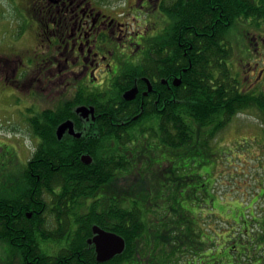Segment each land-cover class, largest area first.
I'll return each instance as SVG.
<instances>
[{"label":"flooded vegetation","instance_id":"af4514ba","mask_svg":"<svg viewBox=\"0 0 264 264\" xmlns=\"http://www.w3.org/2000/svg\"><path fill=\"white\" fill-rule=\"evenodd\" d=\"M14 3L16 16L22 26L19 42L24 43L30 35L31 44L21 47L20 51L10 47L9 53L0 47V101L8 106L6 111L15 113L17 110L24 119L27 118L30 128V118L47 109H54L64 100L62 97L65 94L70 100L81 89L84 101L90 102L81 105L94 108V119L91 115L80 117L75 113L77 106L74 108V120H70L73 123V134L65 129L58 139L55 136L56 130L64 121L55 127L53 137L61 145L59 151L52 150L54 156H51L60 160H70L72 143L87 133L93 135L94 125L96 130L103 128V115L112 112V118L113 113H118L125 106L120 104L122 101L132 105V118L135 119L144 112H154L155 115L162 113L165 117L175 112V126L182 130L186 122L185 111L191 109L198 96L207 93L208 89V99L212 103L215 101L216 90L223 85V108L227 112H230L231 105L240 106L248 99H264L262 9L230 24L221 13L217 18L214 17L218 10L211 8L213 15L208 32L202 34L212 40L214 45L215 34L219 30L223 47L218 55L214 46L209 44L206 58L202 55L206 49L203 39L206 36L201 37L198 27L174 19L182 14L185 0H125L123 5L118 6H109L105 0H15ZM206 62L210 72L208 76L200 75L199 65ZM217 62L224 65L222 77L216 76ZM24 87L26 91L23 92L21 89ZM130 90H135V96L126 101L123 94ZM42 92L55 95L50 100L52 102L57 97L62 99L58 104L54 102L52 107L40 108L39 97ZM104 93H113L116 98L117 95L119 97L111 105V111L101 107L98 110L97 106L91 104H101ZM214 108L211 105L209 109L214 111ZM245 112L236 110L233 117L227 116L229 120L224 125L222 121L219 122L222 128L217 136L229 131L233 122L236 123L235 119ZM170 125L173 126L172 121ZM215 125L213 123L202 128L214 131ZM235 128H238V124H235ZM30 134L35 151L42 150L43 138L31 129ZM77 134L79 137L75 136ZM219 138L220 141L224 139ZM89 140L84 142L85 148H88V143L100 142L101 138L91 137ZM8 145L0 142V150L7 148L5 154L8 157L6 172L2 173L0 179V187L3 188L0 196L3 204L1 219L5 233L13 232L11 238L20 240V243H17L18 250L7 242H0L3 248L0 264H42V255L49 257L48 264H69V257L56 262L61 250L66 248L63 245L69 242L67 234L60 243L53 241L57 236L54 232L48 234L50 243L37 242V245L32 244L31 247L29 242H25L27 234L21 233L19 227L24 219L37 221L51 229L56 228L57 221L63 220L48 211L50 205L54 207L53 200L61 187H51V190L44 191V202L40 200L39 186L25 185L23 181V170L29 161L22 160L20 150L22 152L23 148L17 144ZM92 147L94 149L96 146ZM62 150L63 154L60 153ZM83 155L86 154H81L80 159ZM45 156L48 154L43 152L42 157ZM39 161L43 160L40 158ZM35 166L37 169L40 163ZM64 166H68L67 163ZM34 175L38 179L37 172L34 171Z\"/></svg>","mask_w":264,"mask_h":264},{"label":"trees","instance_id":"16d2710c","mask_svg":"<svg viewBox=\"0 0 264 264\" xmlns=\"http://www.w3.org/2000/svg\"><path fill=\"white\" fill-rule=\"evenodd\" d=\"M211 8L218 10L214 17L221 13L230 24H234L238 18L245 19L253 11L262 9L261 13L264 14V0H185L182 14L174 19L198 27L201 37H204L212 20ZM220 33L217 30L214 45L207 36L203 38L206 49L202 55L206 58L209 44L219 55L223 47ZM199 67L200 75L208 76V63H201ZM215 68L216 76L222 77L224 65L217 62ZM208 91L198 96L193 107L185 111L186 122L182 130L175 126V112L168 117L162 113L155 115L154 112H144L135 119L132 118V105L119 102L125 106L118 113H113L112 118V112H106L101 118L103 128L96 130L94 125L93 135L87 133L72 143L73 151H70V160L66 162L62 161L63 158L60 160L51 156L53 153L50 152L54 149L58 151L61 145L53 137V131L59 123L74 120L76 106L90 103L84 101L83 90H79L70 100L61 101L54 109H47L30 118V129L43 138L42 146L45 149L34 151L24 167L23 181L25 185L39 186L38 195L43 202L44 191L60 186L54 200L56 207L51 208L50 205L48 211L63 219L57 221L56 229L24 219L19 227L21 233H28L26 239L31 247L32 243L48 242V233L57 235L53 240L56 243L63 242L64 235L68 233L69 242L63 245L66 248L61 250L56 262L69 257V264H208L206 260L210 258L212 264H264V187L256 196V201H261L257 211L252 209L253 203L243 211L235 209L237 220L232 219L234 224L226 234L228 236L230 233L231 237L227 240L222 235V228H218L219 214L215 212L217 199L213 202L214 183H203L212 171L202 176L191 173L209 161L193 168L191 160L185 161V157L195 156V153H204L205 157L212 158L219 156L221 153L212 151L211 141L229 120L227 116L233 117L236 110L252 109L264 114V99H248L240 106L231 105L230 112H227L223 108V85L216 90L212 103L209 102ZM117 99L118 95L116 98L113 93H104L101 104H91L97 106L98 110L111 111V105ZM197 105L205 107L199 108ZM211 105L215 106L214 111L209 109ZM96 121L100 122L99 119ZM171 121L173 126L170 125ZM213 123L216 124L214 131L202 128ZM91 137H99L101 141L88 143L91 149H85L84 142ZM92 146H96L95 150ZM43 152H48V156L42 157ZM81 154L89 155L91 163L82 162ZM219 160H216L213 174L217 172ZM36 163H40L38 170ZM64 163L68 166H64ZM2 213L3 204L0 201V242H7L19 250L17 243L20 240L11 238L13 232L5 233ZM94 225L122 236L125 240L124 251L109 261L97 262L94 247L87 242L93 236ZM42 256V264H48L49 257Z\"/></svg>","mask_w":264,"mask_h":264},{"label":"rangeland","instance_id":"374dc122","mask_svg":"<svg viewBox=\"0 0 264 264\" xmlns=\"http://www.w3.org/2000/svg\"><path fill=\"white\" fill-rule=\"evenodd\" d=\"M14 2L15 0H0V47L7 49L8 53L10 47L12 49L18 48L20 51L21 47L31 44L30 35L24 43L21 44L19 42L18 36L22 32V26L16 16ZM105 2L109 3V6H118L123 5L125 0H105ZM21 90L23 92L26 91V87ZM40 95V108L52 107L54 102L58 104L62 98L66 100L69 97L65 94L62 98L57 97L52 102L50 100L55 97L52 93L47 95V93L44 94L42 92ZM7 107L0 101V142L21 146L23 148L22 152L20 150L22 160L26 161L31 158L35 151L32 134H30V128L27 125V118L24 119L17 110L15 113L6 111ZM235 122H233L229 131L217 136L216 140L211 141L212 151L221 153L219 156L212 158L205 157L204 153H195V156L185 157L186 162L189 160L193 162L192 168L197 167L201 162L209 161V163H204L194 169L195 171H191V173H197L202 176L212 171L210 176L204 178L203 183H214L213 202L217 199L215 212L219 214L217 220L218 228H222V235H225L224 237L228 238L227 240L231 237L230 233L228 236L226 234H228L227 231L231 224H234L232 219L237 220L234 216L235 209L238 208L243 211L246 206L253 203L252 209L255 208L257 211L261 201H256V196L260 189L264 187V114L257 109H252L238 116ZM235 124H238V128H235ZM250 127H253V129H250ZM258 131L259 133L256 135ZM219 137H224V139L220 141ZM6 151L7 148L0 150V179L2 173L6 172L8 163ZM217 159H220V162L217 172L213 174ZM149 176L152 177L151 175ZM198 183L199 180L197 181ZM2 194L3 188L0 187V196ZM245 212L249 211L246 210ZM233 236L237 237L238 235L234 233ZM2 249L0 245L1 254ZM209 260L210 258L206 262L212 264L213 261L210 262Z\"/></svg>","mask_w":264,"mask_h":264},{"label":"water","instance_id":"95a60500","mask_svg":"<svg viewBox=\"0 0 264 264\" xmlns=\"http://www.w3.org/2000/svg\"><path fill=\"white\" fill-rule=\"evenodd\" d=\"M135 96V90L127 91L123 94V99L126 101L132 100ZM75 113L82 118L91 115L94 119V108L87 106H78L75 109ZM65 129H68L71 134H73V123L70 120L64 121L61 123L56 130V136L58 139L61 138V135L64 133ZM79 137V134L75 135ZM81 161L85 164H90L92 159L89 155H83ZM93 236L87 240L90 245L94 246L96 260L97 262H106L112 259L113 257L120 255L125 249V240L122 236L105 231L99 226L94 225L92 227Z\"/></svg>","mask_w":264,"mask_h":264},{"label":"bare ground","instance_id":"6f19581e","mask_svg":"<svg viewBox=\"0 0 264 264\" xmlns=\"http://www.w3.org/2000/svg\"><path fill=\"white\" fill-rule=\"evenodd\" d=\"M220 3H221V1H220ZM214 4H216V3H214ZM212 5H213V3H212ZM227 5V4H226ZM226 7V6H225ZM232 7V6H231ZM209 27V26H208ZM205 50V49H204ZM210 50V49H209ZM192 51V50H191ZM201 51V50H200ZM211 51V50H210ZM190 52V51H189ZM194 52H195V50H194ZM213 52V51H212ZM192 54V53H191ZM206 54V53H205ZM196 55V54H195ZM194 55V56H195ZM193 56V57H194ZM204 56V55H203ZM192 57V56H191ZM185 60H186V58H185ZM193 61V60H192ZM192 63V62H191ZM184 66V65H183ZM181 67V66H180ZM158 71V70H157ZM178 72V71H177ZM170 78V77H169ZM216 80V79H215ZM216 83V82H215ZM170 121V120H169ZM107 129H109V128H107ZM106 129V130H107ZM108 131V130H107ZM90 141V140H89ZM49 144V143H48ZM39 147V146H38ZM85 148V147H84ZM86 148H87V146H86ZM85 148V149H86ZM41 149V148H40ZM43 149H45V148H43ZM51 149H52V147H51ZM76 149V148H75ZM88 149H90V148H88ZM77 150V149H76ZM80 150V149H79ZM95 150V149H94ZM42 151V150H41ZM58 151H59V149H58ZM86 151V150H85ZM39 152V151H38ZM46 153H48V152H46ZM50 153H52V152H50ZM61 153V152H60ZM74 153V152H73ZM70 154V153H69ZM46 155V154H45ZM71 155V154H70ZM54 156V155H53ZM74 157V156H73ZM47 158V157H46ZM56 158V157H55ZM44 159V158H43ZM57 161V160H56ZM63 161V160H62ZM61 161V162H62ZM65 162H66V160H65ZM49 163V162H48ZM63 164V163H62ZM61 164V165H62ZM50 165V164H49ZM81 165V164H80ZM79 165V166H80ZM31 167V166H30ZM61 167V166H60ZM41 168V167H40ZM43 168V167H42ZM72 168V167H71ZM80 168V167H79ZM63 169V168H62ZM76 169V168H75ZM38 170V169H37ZM36 170V171H37ZM29 171H31V170H29ZM60 171V170H59ZM52 172V171H51ZM55 172V171H54ZM53 173V172H52ZM64 174V173H63ZM42 175V174H41ZM72 180V179H71ZM56 181V180H55ZM59 182V181H58ZM55 188H57V187H55ZM63 189V188H62ZM58 193H59V191H58ZM32 194V193H31ZM35 196V195H34ZM39 196V195H38ZM65 196V195H64ZM74 197V196H73ZM35 198V197H34ZM67 199H69V198H67ZM32 200H34V199H32ZM54 201V200H53ZM62 201V200H61ZM36 202V201H35ZM41 202V201H40ZM22 203V202H21ZM65 203V202H64ZM32 204V203H31ZM40 205V204H39ZM62 205V204H61ZM72 205V204H71ZM28 206V205H27ZM34 206V205H33ZM22 208H23V206H21ZM54 207H56V206H54ZM40 208V207H39ZM24 209H25V207H24ZM28 209V208H27ZM47 209V208H46ZM45 209V210H46ZM25 211H26V209H25ZM24 212V211H23ZM22 213V212H21ZM53 213V212H52ZM56 213V212H55ZM23 214V213H22ZM42 214V213H41ZM58 214V213H57ZM34 215V214H33ZM36 216V215H35ZM52 218V217H51ZM56 218V217H55ZM71 218H73V217H71ZM69 219V218H68ZM67 221V220H66ZM34 222V221H33ZM32 222V223H33ZM72 222V221H71ZM77 222V221H76ZM37 223V222H36ZM75 223V222H74ZM73 224V223H72ZM76 224V223H75ZM82 224V223H81ZM59 225V224H58ZM66 225V224H65ZM68 225V224H67ZM62 226V225H61ZM73 226V225H72ZM42 227V226H41ZM77 227V226H76ZM32 228V227H31ZM75 228V227H74ZM86 228V227H85ZM25 229V228H24ZM27 229H28V227H27ZM56 229V228H55ZM62 229V228H61ZM51 230V229H50ZM85 230V229H84ZM77 231V230H76ZM27 232V231H26ZM29 232V231H28ZM33 232V231H32ZM44 232H46V231H44ZM62 232V231H61ZM79 232V231H78ZM18 233V232H17ZM25 233V232H24ZM28 234V233H27ZM49 234V233H48ZM68 234V233H67ZM43 235V234H42ZM61 235V234H60ZM77 235V234H76ZM79 235V234H78ZM20 236V235H19ZM38 236V235H37ZM59 236V235H58ZM88 236V235H87ZM22 237V236H21ZM36 237V236H35ZM49 237V236H48ZM27 238H28V236H27ZM84 238H86V237H84ZM45 239V238H44ZM89 239V238H88ZM27 240V239H26ZM41 240V239H40ZM39 240V241H40ZM87 240V239H86ZM28 241V240H27ZM44 241V240H43ZM46 241V240H45ZM29 242V241H28ZM61 242V241H60ZM80 242V241H79ZM48 243H50V242H48ZM33 244V243H32ZM43 244H45L44 242H43ZM28 245V244H27ZM26 245V246H27ZM51 245V244H50ZM53 245H55V244H53ZM46 246H47V244H46ZM25 247V246H24ZM49 247H51L52 248V246H49ZM54 247V246H53ZM55 248V247H54ZM54 248H53V250H54ZM64 249V248H63ZM90 250V249H89ZM38 251V250H37ZM55 251V250H54ZM58 252V251H57ZM86 252V251H85ZM40 253V252H39ZM51 253V252H50ZM63 253V252H62ZM69 253V252H68ZM59 256V255H58ZM62 256H64V255H62ZM61 256V257H62ZM56 257V256H55ZM87 260V259H86ZM69 263V262H68ZM89 263V262H88Z\"/></svg>","mask_w":264,"mask_h":264}]
</instances>
